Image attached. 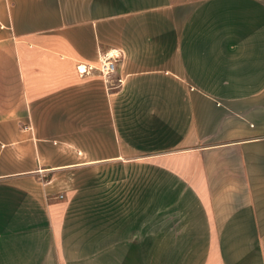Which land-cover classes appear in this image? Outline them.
<instances>
[{"label":"crops","instance_id":"1","mask_svg":"<svg viewBox=\"0 0 264 264\" xmlns=\"http://www.w3.org/2000/svg\"><path fill=\"white\" fill-rule=\"evenodd\" d=\"M0 264H264V0H0Z\"/></svg>","mask_w":264,"mask_h":264},{"label":"built area","instance_id":"2","mask_svg":"<svg viewBox=\"0 0 264 264\" xmlns=\"http://www.w3.org/2000/svg\"><path fill=\"white\" fill-rule=\"evenodd\" d=\"M120 54L118 52L108 51L100 53L99 64H86L79 63L77 65V71L81 75L89 74L93 71H98L105 80L109 81L110 77L117 70ZM113 82L112 87H118V85L123 83V77H119ZM117 82L119 84H117Z\"/></svg>","mask_w":264,"mask_h":264},{"label":"rangeland","instance_id":"3","mask_svg":"<svg viewBox=\"0 0 264 264\" xmlns=\"http://www.w3.org/2000/svg\"><path fill=\"white\" fill-rule=\"evenodd\" d=\"M114 82L116 83V81H114ZM117 84H119V83L117 82ZM119 85H120V84H119ZM119 85H118V86H119Z\"/></svg>","mask_w":264,"mask_h":264}]
</instances>
